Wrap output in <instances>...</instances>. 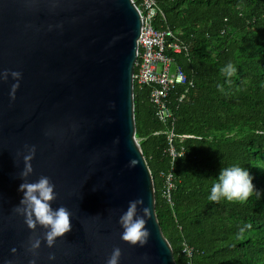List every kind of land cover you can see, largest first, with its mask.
I'll list each match as a JSON object with an SVG mask.
<instances>
[{"label": "water", "instance_id": "95a60500", "mask_svg": "<svg viewBox=\"0 0 264 264\" xmlns=\"http://www.w3.org/2000/svg\"><path fill=\"white\" fill-rule=\"evenodd\" d=\"M133 0H0V264H177L136 138Z\"/></svg>", "mask_w": 264, "mask_h": 264}, {"label": "trees", "instance_id": "16d2710c", "mask_svg": "<svg viewBox=\"0 0 264 264\" xmlns=\"http://www.w3.org/2000/svg\"><path fill=\"white\" fill-rule=\"evenodd\" d=\"M157 1L156 29L186 45L176 62L194 83L171 92L166 122L135 85L163 233L177 264H191L185 244L193 264H264V0Z\"/></svg>", "mask_w": 264, "mask_h": 264}, {"label": "built area", "instance_id": "2783aa9c", "mask_svg": "<svg viewBox=\"0 0 264 264\" xmlns=\"http://www.w3.org/2000/svg\"><path fill=\"white\" fill-rule=\"evenodd\" d=\"M141 14L143 27L138 41L139 55L135 64L134 84L140 87H152L151 103L157 109L162 122L171 118L169 97L178 88H194L183 69L176 62V58L188 52L185 44L181 43L170 30H157L159 18L165 20V15L157 0H133ZM160 66L162 69L160 70ZM173 67L175 71L173 72ZM171 146V156L177 158L174 130L168 136ZM168 200L173 207L172 194L167 193ZM183 255L193 264L198 254L195 248L184 245Z\"/></svg>", "mask_w": 264, "mask_h": 264}, {"label": "rangeland", "instance_id": "374dc122", "mask_svg": "<svg viewBox=\"0 0 264 264\" xmlns=\"http://www.w3.org/2000/svg\"><path fill=\"white\" fill-rule=\"evenodd\" d=\"M160 70L162 69V66H160V68H159ZM175 71V68L173 67V72ZM180 228V227H179Z\"/></svg>", "mask_w": 264, "mask_h": 264}]
</instances>
